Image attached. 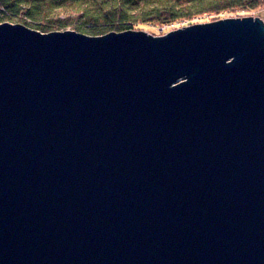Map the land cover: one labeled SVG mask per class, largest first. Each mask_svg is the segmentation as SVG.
<instances>
[{
    "label": "water",
    "instance_id": "obj_1",
    "mask_svg": "<svg viewBox=\"0 0 264 264\" xmlns=\"http://www.w3.org/2000/svg\"><path fill=\"white\" fill-rule=\"evenodd\" d=\"M0 264H264L263 20L0 23Z\"/></svg>",
    "mask_w": 264,
    "mask_h": 264
},
{
    "label": "trees",
    "instance_id": "obj_2",
    "mask_svg": "<svg viewBox=\"0 0 264 264\" xmlns=\"http://www.w3.org/2000/svg\"><path fill=\"white\" fill-rule=\"evenodd\" d=\"M263 6L264 0H0V22L103 36L158 30L213 13H257Z\"/></svg>",
    "mask_w": 264,
    "mask_h": 264
},
{
    "label": "rangeland",
    "instance_id": "obj_3",
    "mask_svg": "<svg viewBox=\"0 0 264 264\" xmlns=\"http://www.w3.org/2000/svg\"><path fill=\"white\" fill-rule=\"evenodd\" d=\"M245 17H253V18H260L264 22V6L257 12V13H239L237 15H227V14H208L205 15L202 18H196L192 21H188L186 23H182L179 25H166L165 27H161L160 29H156L155 27H150L148 30H143L144 32H147L153 36H163L166 33H170L172 31H175L177 29L197 25V24H206V23H212L220 20H225V19H235V18H245ZM0 23H6V22H0ZM137 31H142L137 30ZM164 33V34H163ZM158 34V35H157Z\"/></svg>",
    "mask_w": 264,
    "mask_h": 264
},
{
    "label": "bare ground",
    "instance_id": "obj_4",
    "mask_svg": "<svg viewBox=\"0 0 264 264\" xmlns=\"http://www.w3.org/2000/svg\"><path fill=\"white\" fill-rule=\"evenodd\" d=\"M9 23H10V22H9ZM11 24H17V23H12V22H11ZM25 26H26V25H25ZM27 27H28V26H27ZM29 28H31V27H29ZM31 29H34V28H31ZM34 30H36V29H34ZM163 34H164V33H163ZM166 34H167V33H166ZM166 34H164V35H166ZM164 35H163V36H164Z\"/></svg>",
    "mask_w": 264,
    "mask_h": 264
}]
</instances>
